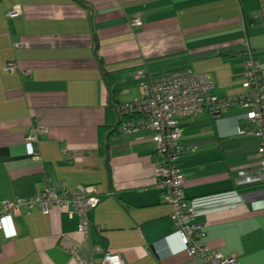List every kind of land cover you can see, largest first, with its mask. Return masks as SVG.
I'll return each mask as SVG.
<instances>
[{
	"label": "crops",
	"instance_id": "1",
	"mask_svg": "<svg viewBox=\"0 0 264 264\" xmlns=\"http://www.w3.org/2000/svg\"><path fill=\"white\" fill-rule=\"evenodd\" d=\"M15 9L20 17L8 19ZM249 55L264 74V0H0V203L35 200L60 184L93 187L100 198L87 236L71 211L21 210L16 238L0 233V264H101L106 253L124 264H205L174 233L153 175L152 135L102 130L112 111L120 124L114 107L139 100L145 82L185 70L234 103L179 121L191 225L213 252L264 264V185H236L239 172L259 168L258 140L237 135L247 125L235 103L247 93ZM9 63L16 73L4 71ZM32 128L46 131L39 164L25 157Z\"/></svg>",
	"mask_w": 264,
	"mask_h": 264
},
{
	"label": "built area",
	"instance_id": "2",
	"mask_svg": "<svg viewBox=\"0 0 264 264\" xmlns=\"http://www.w3.org/2000/svg\"><path fill=\"white\" fill-rule=\"evenodd\" d=\"M20 17L19 10L8 12V19ZM132 28L141 26V20L135 18L130 23ZM6 73H16L17 67L9 63L4 68ZM244 88L246 96L235 104L246 108V113L238 118L239 123H246V128L237 127L240 137H253L259 141L256 171H241L237 175L239 188L264 185V74L256 59L249 55L244 63ZM213 84L206 75L191 72H178L145 82L140 87L139 100L123 104L117 108L121 119L119 129L122 134L147 132L152 135L156 146L153 175L158 187L165 191V201L171 207L170 219L175 235L181 242L185 253L191 258L202 260L205 264H238L235 256L225 257L213 252L201 241L206 234L200 227L192 226V212L185 205L184 189L186 178L179 168L184 154L181 144L182 130L180 119L190 118L204 113L219 115L234 105L232 101L213 97ZM45 129L32 128L27 136L25 157L32 164H39L41 157L37 153L38 135ZM197 149L194 148L193 152ZM66 154V152H64ZM95 188H79L70 192L64 184L50 185L40 198L35 200H17L14 203H0V233L6 240L16 238L13 218L21 210L39 208L44 215L53 209L71 211L82 219L80 234L87 236L88 215L100 202ZM63 247L74 252L67 239ZM101 264H124L119 255L106 253Z\"/></svg>",
	"mask_w": 264,
	"mask_h": 264
},
{
	"label": "trees",
	"instance_id": "3",
	"mask_svg": "<svg viewBox=\"0 0 264 264\" xmlns=\"http://www.w3.org/2000/svg\"><path fill=\"white\" fill-rule=\"evenodd\" d=\"M185 71L187 72V70H185ZM179 72H184V71H179ZM175 73H178V72H175ZM170 74H173V73L160 75V76H158V78H159V77H163V76H168V75H170ZM153 78H155V77H152L151 80H152ZM156 78H157V77H156ZM109 116H110V119H111L110 122H112V123H110L109 125L105 126L102 130H103L105 133H107V132H109V131H114V130H116V131L119 132L120 129H119V125H118V119L115 117L113 111L110 112ZM244 128H246V127H244ZM258 142H259V141H258ZM258 142H257V143H258ZM257 148H259V147H258V144H257ZM257 151H258V149H257ZM184 152H185V148H184ZM182 157H183V156H182ZM154 160H155V156H154ZM181 160H182V158H181ZM181 160H180V162H181ZM67 190H68V189H67ZM68 191H69V190H68Z\"/></svg>",
	"mask_w": 264,
	"mask_h": 264
},
{
	"label": "water",
	"instance_id": "4",
	"mask_svg": "<svg viewBox=\"0 0 264 264\" xmlns=\"http://www.w3.org/2000/svg\"><path fill=\"white\" fill-rule=\"evenodd\" d=\"M114 110H115V112L117 111V109L114 107Z\"/></svg>",
	"mask_w": 264,
	"mask_h": 264
}]
</instances>
